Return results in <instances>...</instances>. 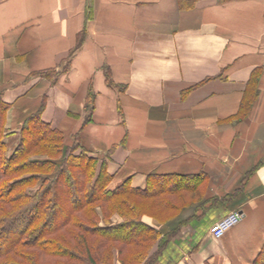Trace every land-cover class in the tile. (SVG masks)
<instances>
[{
    "label": "crops",
    "instance_id": "0c3cea01",
    "mask_svg": "<svg viewBox=\"0 0 264 264\" xmlns=\"http://www.w3.org/2000/svg\"><path fill=\"white\" fill-rule=\"evenodd\" d=\"M52 68L55 80L32 76ZM255 71L257 96L237 117ZM89 91L79 141L104 158L109 188L203 176L202 201L181 212L189 221L159 263L254 264L264 248V0H198L190 10L177 0H0L7 132L44 101L41 119L69 143ZM233 211L240 222L214 238L211 226Z\"/></svg>",
    "mask_w": 264,
    "mask_h": 264
},
{
    "label": "trees",
    "instance_id": "16d2710c",
    "mask_svg": "<svg viewBox=\"0 0 264 264\" xmlns=\"http://www.w3.org/2000/svg\"><path fill=\"white\" fill-rule=\"evenodd\" d=\"M197 1L177 3L190 10ZM33 75L55 80L58 72L52 68ZM257 78L255 71L237 117L250 110ZM93 99L89 91L87 115L66 143L61 130L41 119L44 101L18 132H7L9 104L0 94V264H160L164 250L189 221L181 212L202 201L201 175H148L144 189L131 187L128 180L109 188L112 176L104 158L92 156L79 141ZM14 136L10 148L7 139ZM114 216L120 221L114 223ZM145 216L163 229L145 222ZM254 264H264V248Z\"/></svg>",
    "mask_w": 264,
    "mask_h": 264
},
{
    "label": "built area",
    "instance_id": "2783aa9c",
    "mask_svg": "<svg viewBox=\"0 0 264 264\" xmlns=\"http://www.w3.org/2000/svg\"><path fill=\"white\" fill-rule=\"evenodd\" d=\"M241 218L242 214L238 211L228 213L211 226L210 231L212 236L220 238L228 229L238 224Z\"/></svg>",
    "mask_w": 264,
    "mask_h": 264
},
{
    "label": "rangeland",
    "instance_id": "374dc122",
    "mask_svg": "<svg viewBox=\"0 0 264 264\" xmlns=\"http://www.w3.org/2000/svg\"><path fill=\"white\" fill-rule=\"evenodd\" d=\"M14 138H15V137H14ZM12 140H13L12 138H8V144H9V145H11V142H13ZM116 261H117V260H116Z\"/></svg>",
    "mask_w": 264,
    "mask_h": 264
}]
</instances>
